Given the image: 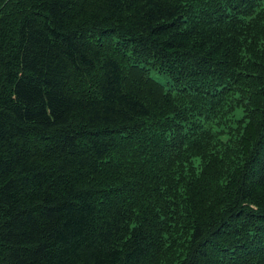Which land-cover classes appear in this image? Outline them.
Wrapping results in <instances>:
<instances>
[{
  "label": "trees",
  "instance_id": "16d2710c",
  "mask_svg": "<svg viewBox=\"0 0 264 264\" xmlns=\"http://www.w3.org/2000/svg\"><path fill=\"white\" fill-rule=\"evenodd\" d=\"M0 264H264L263 0H0Z\"/></svg>",
  "mask_w": 264,
  "mask_h": 264
},
{
  "label": "rangeland",
  "instance_id": "374dc122",
  "mask_svg": "<svg viewBox=\"0 0 264 264\" xmlns=\"http://www.w3.org/2000/svg\"><path fill=\"white\" fill-rule=\"evenodd\" d=\"M263 2H264V0H263ZM165 78V77H164ZM165 81L167 82V79L165 78Z\"/></svg>",
  "mask_w": 264,
  "mask_h": 264
}]
</instances>
